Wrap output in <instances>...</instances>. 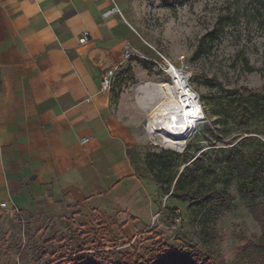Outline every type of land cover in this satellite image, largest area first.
<instances>
[{"label": "crops", "instance_id": "obj_1", "mask_svg": "<svg viewBox=\"0 0 264 264\" xmlns=\"http://www.w3.org/2000/svg\"><path fill=\"white\" fill-rule=\"evenodd\" d=\"M135 3L0 0V253L63 245V228L127 237L163 212L159 185L142 169L138 102L101 91L127 45L144 50L130 20Z\"/></svg>", "mask_w": 264, "mask_h": 264}, {"label": "rangeland", "instance_id": "obj_2", "mask_svg": "<svg viewBox=\"0 0 264 264\" xmlns=\"http://www.w3.org/2000/svg\"><path fill=\"white\" fill-rule=\"evenodd\" d=\"M260 1L137 0L131 6L130 20L139 31L141 38L137 34L136 38L142 39L144 50L132 49V55L116 68L113 89L131 93L144 114L147 143L143 171L154 182L155 175L175 179L164 183L171 188L169 194L156 182L164 196L163 212L153 225L127 237H112L97 229H87L92 231L87 235L71 227L55 235L63 245L54 240L44 246L8 245L4 255L0 253V264H64L78 256L114 251L133 254L134 250L150 258L155 242L180 251L196 248L213 256L218 264H247L238 253L242 236L258 240L262 228L252 217L251 203L237 192L239 176L235 174L228 189L229 212L208 218V207L198 205L196 198L207 189L224 187V162L232 156L224 150L237 147L248 155L258 150L260 142L264 144V113L255 112L258 107L264 109V11H256ZM245 60L255 71H248ZM167 62L184 73L204 114L180 144L165 147L160 135L152 136L146 130L151 113L148 107L161 95L143 96L139 88L171 84ZM244 108H248L246 121L241 118ZM197 157H204L216 173H208L192 188L186 186L183 199L174 198L171 193L177 179ZM257 201H264V196ZM23 235L21 230L15 236Z\"/></svg>", "mask_w": 264, "mask_h": 264}, {"label": "trees", "instance_id": "obj_3", "mask_svg": "<svg viewBox=\"0 0 264 264\" xmlns=\"http://www.w3.org/2000/svg\"><path fill=\"white\" fill-rule=\"evenodd\" d=\"M264 11V0L259 2V8L256 11ZM245 67L249 72L255 71L249 67L248 61H244ZM248 108H244L241 118L248 120ZM264 113L262 107L256 108L255 112ZM254 114V112H252ZM237 148V147H236ZM236 148L233 150H224L232 156L224 162V187L219 190L207 189L198 193L197 204L207 206L206 217L215 218L227 213L231 210V204L228 200V189L233 182L235 174L239 176L237 192L240 196L251 203L250 212L255 221L262 228L260 239L255 240L246 234L242 236V243L238 247L239 257L247 264H264V201H257L259 196H264V144L260 142L258 150L246 155ZM235 151L240 156L235 157ZM148 158V157H147ZM208 173H216L215 168H209L206 165L204 157H197L193 165H188L186 172H183L176 181V186L171 195L174 198L183 199L187 192L186 186L192 188L196 181L206 176ZM155 181L162 186L165 194L170 193L171 188L165 187V182L174 181V177H168L163 180L159 175L154 176ZM178 193H181L180 195ZM176 213V212H175ZM152 257L142 256L137 250L130 253L119 252H101L92 256H78L68 260L64 264H218L216 259L204 254L196 248L176 250L162 244L154 243V249L150 252Z\"/></svg>", "mask_w": 264, "mask_h": 264}, {"label": "bare ground", "instance_id": "obj_4", "mask_svg": "<svg viewBox=\"0 0 264 264\" xmlns=\"http://www.w3.org/2000/svg\"><path fill=\"white\" fill-rule=\"evenodd\" d=\"M174 68L171 84H147L139 88L143 96L149 97L152 93L161 95L148 107L151 112L149 131L153 135H160L165 147L180 144L193 129L195 122L203 119L204 114L199 98L186 76Z\"/></svg>", "mask_w": 264, "mask_h": 264}, {"label": "built area", "instance_id": "obj_5", "mask_svg": "<svg viewBox=\"0 0 264 264\" xmlns=\"http://www.w3.org/2000/svg\"><path fill=\"white\" fill-rule=\"evenodd\" d=\"M115 10L116 11H119L117 8ZM89 39H90V34H89L88 31H85L82 34V36L79 38V43L82 44V45L87 44L89 42ZM131 50H132L131 46L130 45H127L126 46V51H125V57H129V56L132 55V52H130ZM167 65L169 66V69L167 71L168 73L171 74V72L175 71V68H174V65L173 64L167 62ZM115 77H116V68L115 69H109V70H107L104 73V75L102 77V81H101V91L102 92H108V91L112 90L113 85H114V81H115ZM189 89H190V87H189ZM146 130H147V132L150 135L154 136L153 133H151L149 131V123L147 124ZM88 141H89L88 138H84L82 140V143H86ZM1 207L5 208L6 207V204H1Z\"/></svg>", "mask_w": 264, "mask_h": 264}]
</instances>
